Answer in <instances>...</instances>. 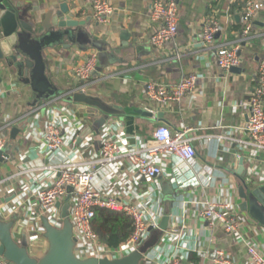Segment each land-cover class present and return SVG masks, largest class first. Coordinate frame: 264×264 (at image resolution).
Here are the masks:
<instances>
[{"label":"crops","instance_id":"1","mask_svg":"<svg viewBox=\"0 0 264 264\" xmlns=\"http://www.w3.org/2000/svg\"><path fill=\"white\" fill-rule=\"evenodd\" d=\"M154 1L109 0L113 9L110 20L100 25L92 17L88 0H13L22 6H32L39 22L51 6H68L69 12L85 23L82 30L92 41L85 46L69 47L53 43L43 51L45 76L56 91L49 99L37 100L29 86L0 71V122L9 125L5 132L7 160L0 157V220L14 223L13 240L24 244L33 259L41 258L48 249L39 218L28 219L31 214L39 217L35 198L29 191L39 188L38 175L46 172L40 169L71 159L79 167L89 168L100 158V135L105 127L96 129V113L69 103L65 97L81 87L74 69L90 54H95L96 65L84 85L87 93L115 102L124 110L135 108L153 114L152 118L126 114L108 122L106 128L113 127L126 149L142 150L158 125H166L172 131L188 126L195 130L196 137L193 167L206 166L215 177L203 189L182 186L184 178H193V171L174 157L161 160L164 173L151 180L128 169L124 159L112 167L95 166V189L111 188L122 202L146 203L156 214L158 229L151 230L139 247L145 249L142 264H166L170 257L178 258L181 264H211L204 255L214 250L225 251L234 264H249L246 242L255 240L264 244L263 228L239 209L245 227L242 240L219 228L209 229L198 217L200 208L194 203L225 200L238 207L235 182L241 158L247 181L264 185V153L249 156L239 144L246 140L242 127L257 86V68L264 58V9L256 14L250 38L244 40L240 34L243 29L240 0H179L176 38L155 49L149 43L158 27L149 18ZM208 17L215 18L218 32L212 47L205 48L201 24ZM220 46H238L241 58L238 73L218 69L213 53ZM190 75L197 77L194 93L184 96L179 103L156 105L144 93L149 81L169 86ZM51 108L64 118L63 133L67 127L73 129L78 153L70 145L62 146L52 156L41 150L38 138ZM221 135L229 139L219 142L216 136ZM235 155L241 158L237 160ZM61 206H56L60 213ZM166 212L170 227L162 231L160 223Z\"/></svg>","mask_w":264,"mask_h":264},{"label":"built area","instance_id":"2","mask_svg":"<svg viewBox=\"0 0 264 264\" xmlns=\"http://www.w3.org/2000/svg\"><path fill=\"white\" fill-rule=\"evenodd\" d=\"M92 11V17L96 23L105 25L109 22L112 14V6L109 0H88ZM243 3L241 11V23L243 29L241 36L244 40L250 38L252 21L256 14L264 9L261 0H240ZM178 3L179 0H155L152 2L149 11V18L152 23L158 25L151 34L149 43L155 49H161L166 43L176 38L178 27ZM218 32V23L213 17L206 18L201 24L202 43L205 48L212 47L215 34ZM215 64L223 71L231 68H238L241 65V58L238 53V46H220L214 51ZM96 57L90 54L87 60L74 69V76L80 81L81 87L72 92L87 93L84 85L88 83L95 70ZM257 86L247 105L248 116L243 125L246 140L240 141L242 149L249 153V156H257L264 153V58L257 68ZM197 77L194 75L184 76L176 84L169 86L147 82L144 93L149 101L156 105L163 106L170 102L179 103L186 95L194 93ZM1 103V97H0ZM63 112H65L63 110ZM44 130L39 136L40 148L43 152L52 156L64 145H70L76 151V137L73 129L67 127L62 132L64 120L56 110L51 108L48 112ZM7 123L0 122V157L7 160L4 151L7 144L6 129ZM102 128L100 135V158L94 162V166L81 168L72 162V159L63 160L51 167L40 170L46 171L38 175L39 188L29 191L35 198L36 206L39 209V217L31 214L29 220L45 218L52 227L61 228V213L56 208L57 203L69 206V219L73 227V239L75 254L79 258L108 259L121 258L130 255L139 249L141 243L148 239L151 230H157L156 214L146 206V203H124L117 192L111 188L100 190L93 186L95 175L94 168L115 166L118 161L124 159L131 169L139 177L145 179H156L164 173L161 160L167 157H174L180 164H186L193 171V178H184L182 186L194 185L198 188L207 187L215 177L208 167L195 169L194 162L196 151L193 147L195 130L183 126L176 131L170 130L166 125H158L153 130L151 138L146 141L142 150L125 148L123 139L116 134L111 125ZM219 142L229 139L226 135L216 136ZM75 153V154H76ZM67 158V157H65ZM233 158V157H232ZM241 155H235L239 160ZM251 160L252 157H248ZM68 189H72L69 193ZM200 208L198 217L208 224L209 229H221L225 234L242 240L244 222L239 216L237 205L229 201L203 200L194 201ZM101 208L112 210L130 217L132 220V232L129 238L119 247L108 249L99 244L97 234L90 226L95 215V209ZM41 217V218H40ZM249 228L253 227L249 225ZM211 264H234L226 252L214 250L212 253H205ZM203 257V256H202ZM246 257L249 264H264V244L259 241L250 240L246 242ZM0 264H9L0 258ZM166 264H181L176 257H170Z\"/></svg>","mask_w":264,"mask_h":264},{"label":"water","instance_id":"3","mask_svg":"<svg viewBox=\"0 0 264 264\" xmlns=\"http://www.w3.org/2000/svg\"><path fill=\"white\" fill-rule=\"evenodd\" d=\"M36 10L30 6H22L13 0H0V71L18 82L29 86L35 93L36 99H49L55 94L45 76L46 63L43 51L53 43L69 47L71 45L85 46L92 44L89 35L82 29L85 23L69 12L68 6L62 4L58 8L53 5L44 14L42 22L37 21ZM94 45V43H93ZM237 72V68H231ZM68 102L80 104L93 110L97 120L96 129H102L111 119L133 114L143 118H152L153 114L142 109H126L116 106L115 102L101 99L91 92H69L65 95ZM16 132L14 130L12 134ZM239 160L237 172V199L241 213L264 230V185H252L247 181V173ZM71 193L72 189H68ZM56 206H59L57 203ZM69 206H61V228L52 227L45 218L40 220L43 237L48 249L39 259L30 257L24 244L13 240L14 223L0 220V258L9 264H142L145 249H139L130 255L108 259L79 258L75 254L73 227L69 219ZM160 229L166 231L169 227V215L160 223Z\"/></svg>","mask_w":264,"mask_h":264},{"label":"trees","instance_id":"4","mask_svg":"<svg viewBox=\"0 0 264 264\" xmlns=\"http://www.w3.org/2000/svg\"><path fill=\"white\" fill-rule=\"evenodd\" d=\"M90 226L97 234L99 244L110 250L119 247L126 241L133 227L130 217L101 208L95 209V215ZM193 261L197 262L195 259Z\"/></svg>","mask_w":264,"mask_h":264}]
</instances>
